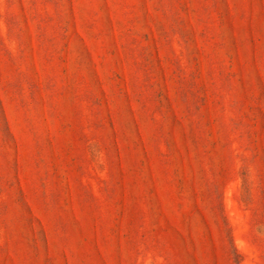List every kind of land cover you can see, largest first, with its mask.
Listing matches in <instances>:
<instances>
[{
    "label": "rangeland",
    "instance_id": "374dc122",
    "mask_svg": "<svg viewBox=\"0 0 264 264\" xmlns=\"http://www.w3.org/2000/svg\"><path fill=\"white\" fill-rule=\"evenodd\" d=\"M0 264H264V0H0Z\"/></svg>",
    "mask_w": 264,
    "mask_h": 264
},
{
    "label": "trees",
    "instance_id": "16d2710c",
    "mask_svg": "<svg viewBox=\"0 0 264 264\" xmlns=\"http://www.w3.org/2000/svg\"><path fill=\"white\" fill-rule=\"evenodd\" d=\"M228 245L230 246V251L233 253V251L231 250V243L229 242ZM232 255V254H231Z\"/></svg>",
    "mask_w": 264,
    "mask_h": 264
}]
</instances>
